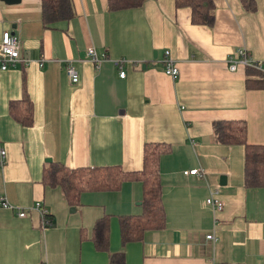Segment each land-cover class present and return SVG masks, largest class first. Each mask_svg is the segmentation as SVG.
<instances>
[{"label":"crops","instance_id":"crops-1","mask_svg":"<svg viewBox=\"0 0 264 264\" xmlns=\"http://www.w3.org/2000/svg\"><path fill=\"white\" fill-rule=\"evenodd\" d=\"M255 4L247 11L240 0H214L209 26L192 23L190 8L174 0L114 11L107 0H70L71 17L44 24L40 0H0V40L9 30L20 48V60L0 70V200L14 206L0 203V264H111L120 252L125 264H264V188L245 187L243 146L214 133L216 122L244 121L247 143L264 145V86H248L255 76L228 66L241 48L264 60V0ZM168 50L175 79L164 73ZM24 98L29 126L9 110ZM151 144L166 147L158 168L165 221L139 240L123 244L119 231V217L142 211L139 182L84 191L72 205L43 181L52 162L139 171ZM193 168L206 173L183 174ZM211 195L221 210L206 203ZM36 202L52 225L42 228ZM104 215L109 247L99 251L90 235Z\"/></svg>","mask_w":264,"mask_h":264},{"label":"trees","instance_id":"trees-1","mask_svg":"<svg viewBox=\"0 0 264 264\" xmlns=\"http://www.w3.org/2000/svg\"><path fill=\"white\" fill-rule=\"evenodd\" d=\"M44 24L72 15L70 0H40ZM175 6H187L191 10V22L212 25L214 22V0H174ZM247 11L256 9L255 0H240ZM144 0H107L108 10L138 8ZM248 86H264L263 75L255 69L247 68ZM12 117L25 126L33 123V109L27 98L13 101L9 105ZM216 140L222 144H239L244 149L243 181L245 187L264 188V145L249 144L246 141V123L216 122ZM166 150L159 144L146 145L143 149V167L139 171H123L120 166L78 167L69 169L63 164L52 162L45 169L43 181L52 187H59L72 205L84 191H115L125 181H136L142 186V211L140 214L119 217V231L123 244L141 239L146 230L164 226L165 213L161 202V185L158 168L160 155ZM53 224L49 215L46 226ZM90 239L96 250L108 251L109 217L98 218L91 229ZM111 264H125L122 252L110 256ZM231 264V263H225Z\"/></svg>","mask_w":264,"mask_h":264},{"label":"built area","instance_id":"built-area-1","mask_svg":"<svg viewBox=\"0 0 264 264\" xmlns=\"http://www.w3.org/2000/svg\"><path fill=\"white\" fill-rule=\"evenodd\" d=\"M239 58L232 59L229 58V70L235 71L239 67L244 68H252L260 72L264 77V60H255L252 59L248 54L245 48H241L238 51ZM86 54L91 59L92 62L99 63L100 59L97 57L95 48L90 46L86 50ZM20 60V48H19V40L18 38L9 30H4L1 35L0 40V70H5L9 65H13L17 61ZM123 62V60L118 61V63ZM164 73L171 78L175 79L179 75V68L174 60V58L170 55L169 50L165 51L164 57ZM66 73L71 78L72 81L77 80V72L72 65H68L66 68ZM119 76L123 78L125 76V71L121 68L119 71ZM6 156V150L0 145V164L3 163V159ZM206 171L203 168H193L189 170H183L184 175H197L203 176ZM0 203L3 207L14 209L7 200H0ZM206 203L215 211H219L223 208V202L219 198H215L214 196H209L206 198ZM33 211L37 212L40 217V222L42 228H44L48 222L49 212L40 202H36L33 206L30 207ZM27 210H19L17 211V215L19 217H24L26 215ZM207 239H213L212 234L206 235Z\"/></svg>","mask_w":264,"mask_h":264},{"label":"water","instance_id":"water-1","mask_svg":"<svg viewBox=\"0 0 264 264\" xmlns=\"http://www.w3.org/2000/svg\"><path fill=\"white\" fill-rule=\"evenodd\" d=\"M17 1H18V0H17ZM12 33H13V32H12ZM142 66L145 67L144 64H143ZM47 161L50 162L51 160L48 159ZM225 179H226V176H225V175H221V176H220V180H221V181H222V180L224 181ZM139 203H141V202H139Z\"/></svg>","mask_w":264,"mask_h":264},{"label":"rangeland","instance_id":"rangeland-1","mask_svg":"<svg viewBox=\"0 0 264 264\" xmlns=\"http://www.w3.org/2000/svg\"><path fill=\"white\" fill-rule=\"evenodd\" d=\"M137 202H139V201H137Z\"/></svg>","mask_w":264,"mask_h":264}]
</instances>
